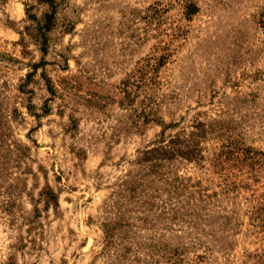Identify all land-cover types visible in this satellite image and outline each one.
<instances>
[{"label":"rangeland","instance_id":"1","mask_svg":"<svg viewBox=\"0 0 264 264\" xmlns=\"http://www.w3.org/2000/svg\"><path fill=\"white\" fill-rule=\"evenodd\" d=\"M0 264H264V0H0Z\"/></svg>","mask_w":264,"mask_h":264}]
</instances>
